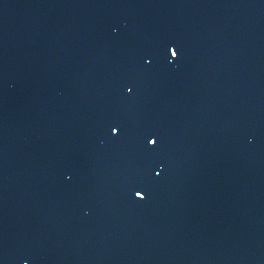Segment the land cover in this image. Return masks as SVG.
<instances>
[{"label":"water","instance_id":"95a60500","mask_svg":"<svg viewBox=\"0 0 264 264\" xmlns=\"http://www.w3.org/2000/svg\"><path fill=\"white\" fill-rule=\"evenodd\" d=\"M0 264H264V0H0Z\"/></svg>","mask_w":264,"mask_h":264}]
</instances>
